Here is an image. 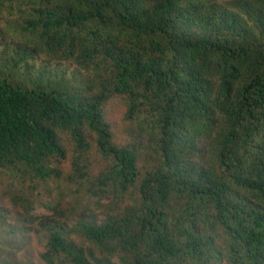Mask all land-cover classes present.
Masks as SVG:
<instances>
[{"label": "trees", "instance_id": "1", "mask_svg": "<svg viewBox=\"0 0 264 264\" xmlns=\"http://www.w3.org/2000/svg\"><path fill=\"white\" fill-rule=\"evenodd\" d=\"M0 7L22 20L24 40L0 57V180L13 205L24 188L60 179L52 162L67 158L62 132L79 159L96 145L108 173L86 193L117 203L99 223L78 203L73 232L89 247L68 240L62 221H42L47 264H264V0H0ZM40 55L97 65L102 91L74 92L34 73L29 61ZM115 94L128 97L127 119L137 127L131 144H115L105 120ZM146 151L158 166L143 175ZM85 169L77 161L75 181H91Z\"/></svg>", "mask_w": 264, "mask_h": 264}, {"label": "rangeland", "instance_id": "2", "mask_svg": "<svg viewBox=\"0 0 264 264\" xmlns=\"http://www.w3.org/2000/svg\"><path fill=\"white\" fill-rule=\"evenodd\" d=\"M21 29L22 20L19 19V16L0 7V57L6 59L10 55L16 54L13 49H17L18 43H24L23 37H17L22 33ZM9 47L11 49H8ZM29 64L34 73L46 72L45 77L57 86L61 84V87H68L74 92L88 90L92 95L102 91L99 71H96L97 68L99 69L97 65L79 67L73 61L55 60L44 55L30 60ZM128 105L126 95L115 94L106 101L103 107L105 120L111 128L113 142L119 146L135 141L137 127L134 121L127 119ZM60 137L67 158L62 162L53 160L52 165L61 171V177L51 181L48 189L31 192L24 188L23 191L26 195L20 199L19 206H15L11 201L14 195L8 191L7 181L0 180V243L6 247L5 250H0V256L3 258L2 263L47 264L42 259V254H45L48 249L47 232L40 223L46 221L48 217L64 223V235L68 240L89 247L90 242H85L81 234L73 232L81 218L78 203L88 204L97 223L101 222L116 207V200L111 195L90 197L86 193L88 186L93 182V187L101 185V174L108 173L107 161L101 158L96 145H93L91 151L81 153L79 159L71 134L62 132ZM142 156L139 161V169L144 171L143 175H145L146 172L154 170L158 166V161L149 151H146ZM77 161H80L82 167L86 165V174L91 181L88 182L86 179L75 181L78 178L75 173ZM127 198L131 202L128 196ZM25 203L29 205L27 208H30L32 217L26 213ZM50 207H57L58 210L65 212L64 216L67 218L56 216ZM73 210L77 211L75 212L77 216L73 215ZM84 214H88V212L86 211ZM28 219L33 221L28 222ZM12 229H16L15 234L12 235L13 239L10 237ZM1 240L9 243L4 245Z\"/></svg>", "mask_w": 264, "mask_h": 264}]
</instances>
